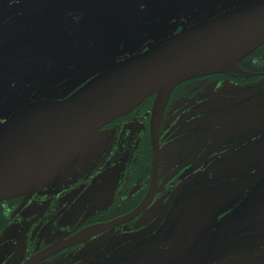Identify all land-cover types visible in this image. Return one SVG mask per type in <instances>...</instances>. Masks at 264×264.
<instances>
[{"label": "flooded vegetation", "instance_id": "flooded-vegetation-1", "mask_svg": "<svg viewBox=\"0 0 264 264\" xmlns=\"http://www.w3.org/2000/svg\"><path fill=\"white\" fill-rule=\"evenodd\" d=\"M264 0H0V127ZM102 126L30 198L0 202V264H264V45Z\"/></svg>", "mask_w": 264, "mask_h": 264}, {"label": "water", "instance_id": "water-1", "mask_svg": "<svg viewBox=\"0 0 264 264\" xmlns=\"http://www.w3.org/2000/svg\"><path fill=\"white\" fill-rule=\"evenodd\" d=\"M264 45V3L173 35L102 71L69 99L44 101L0 127V202L50 186L93 145L99 129L150 96L157 104L185 80L237 70Z\"/></svg>", "mask_w": 264, "mask_h": 264}]
</instances>
